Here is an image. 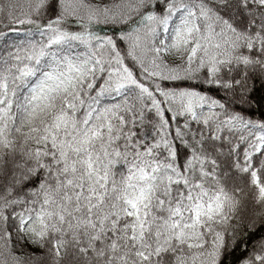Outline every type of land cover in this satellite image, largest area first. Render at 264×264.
<instances>
[{
	"label": "snow or ice",
	"instance_id": "snow-or-ice-1",
	"mask_svg": "<svg viewBox=\"0 0 264 264\" xmlns=\"http://www.w3.org/2000/svg\"><path fill=\"white\" fill-rule=\"evenodd\" d=\"M0 264H264V0H0Z\"/></svg>",
	"mask_w": 264,
	"mask_h": 264
}]
</instances>
